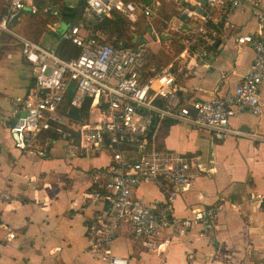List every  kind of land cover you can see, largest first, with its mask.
Returning a JSON list of instances; mask_svg holds the SVG:
<instances>
[{
	"label": "built area",
	"instance_id": "built-area-1",
	"mask_svg": "<svg viewBox=\"0 0 264 264\" xmlns=\"http://www.w3.org/2000/svg\"><path fill=\"white\" fill-rule=\"evenodd\" d=\"M85 1L87 11L98 21L116 14L132 22L140 18L149 21L157 16L162 4L161 0ZM173 1L181 13L197 22L191 31L207 37L208 44L215 43V38L208 36L210 9L230 6L254 10L257 31L237 36L236 44L251 46L255 57L235 88L183 104L177 73L170 65L160 70L151 68L152 74H146L144 46L116 47L108 41L105 29L80 18L62 32V38L81 51L79 56L66 60L56 50L42 46L12 26L24 12L57 14L55 3L40 8L37 0H8L5 11L0 10V38L7 35L18 40L34 76V84L26 93L12 100L10 114L0 115V123L8 116L15 119L10 130L17 135L16 147L39 157L46 156L58 144H63L71 156L110 152L109 163L91 176L94 189L83 193L85 201L102 203L106 209L87 227L89 251L104 264H130L128 256L117 255L112 249L123 226L130 228L133 238L145 250L157 254L194 225L201 226V235L215 228L216 206L191 207L185 217L175 213L178 187L191 183L199 170L184 153L160 146L166 121L185 123L217 139L232 134L264 142V133L230 126L231 118L238 112L260 115L263 111L260 88L264 82V5L259 0H206L203 8L195 0L204 10L201 14L195 7L186 6L190 0ZM175 19L169 23L170 29L184 30L182 22ZM49 27L57 31L56 24ZM184 52L189 53V47ZM88 99L91 109L83 116L80 108ZM72 108L79 109L78 119L69 115ZM49 131L58 137L51 139L47 136ZM147 182L162 185L164 198L160 204L149 205L134 197L136 188ZM0 226L9 229L3 222ZM15 235L12 230L7 234L8 238Z\"/></svg>",
	"mask_w": 264,
	"mask_h": 264
},
{
	"label": "crops",
	"instance_id": "crops-1",
	"mask_svg": "<svg viewBox=\"0 0 264 264\" xmlns=\"http://www.w3.org/2000/svg\"><path fill=\"white\" fill-rule=\"evenodd\" d=\"M259 1L264 5V0ZM62 2L76 7L79 0ZM7 4L8 0H0V10L5 11ZM186 6L199 5L190 0ZM181 14L179 11L171 20L176 18L184 25ZM157 16L148 21L151 26L144 34L145 48L159 39L173 40L174 35L167 33L171 20L159 32L153 23ZM209 17L219 25L215 48L187 53L177 46L185 57L176 77L183 104L235 88L255 57L251 46L236 44L237 36L257 31L254 10L219 6L209 10ZM37 20V16L24 12L12 26L42 46L56 50L69 25L56 20L40 26ZM62 23L67 25L63 30ZM54 24L57 31L49 27ZM196 24L188 18L182 31H191ZM162 34L171 37L163 38ZM216 34L213 31L212 37L216 38ZM7 38L16 47L3 46L0 51V115L10 114L12 100L34 84L21 44L7 35L0 38V43ZM20 60L25 67L19 65ZM15 64L21 68L19 78L14 76ZM260 98L264 103V82ZM14 120L8 116L0 123V223L9 228L0 226V264H104L89 251L87 227L106 209L102 203L85 201L83 193L94 189L91 176L109 163L110 152L71 156L63 144H58L46 156L24 153L16 147L10 130ZM230 126L264 133V106L260 115L238 112ZM160 146L184 153L199 170L191 183L178 187L176 215L185 217L194 206H216L215 228L201 235V226L194 225L157 254L145 250L130 228L123 226L112 243L113 252L128 256L130 264H264V142L232 134L217 139L207 131L168 120L161 130ZM134 197L149 205L160 204L164 198L162 185L142 183ZM9 230L15 232L14 238H8Z\"/></svg>",
	"mask_w": 264,
	"mask_h": 264
},
{
	"label": "trees",
	"instance_id": "trees-1",
	"mask_svg": "<svg viewBox=\"0 0 264 264\" xmlns=\"http://www.w3.org/2000/svg\"><path fill=\"white\" fill-rule=\"evenodd\" d=\"M142 3H147L148 0H136ZM161 8L158 10L157 18L155 20L154 26L157 28V31L161 32L165 27H167L168 22L171 20L172 17L177 16L179 14V10L175 6L173 0H161ZM38 6L43 8L48 3H55L58 5V13L51 14L46 13L40 10L38 13L33 14L34 16L38 17V23L40 26H45L48 23H54L56 20H62L67 25H72L80 18H83L93 24L96 28H103L106 30L108 41L118 47L122 44H125L126 47H138L139 44L133 42V34L136 33L138 35H144L148 29L149 25L148 22L145 25H142L141 18L136 21L132 22L127 17L116 14L112 18H105L101 21H98L94 16L90 15L86 9V1L79 0V3L76 7H71L62 2V0H37ZM194 7V6H191ZM226 7V6H225ZM60 12V15H59ZM208 36L212 37L213 31H216L217 37L215 38L214 44H209L207 41V37L204 38L203 36H199L194 34L192 31H179L174 36V41L181 46V48L186 47L184 43L185 40H189L191 44L189 45V53H193L194 51L202 52L201 48L205 49H212L216 47L218 41V33H219V25L213 22L211 19L208 21ZM80 48L73 44L68 39H60L58 46L56 47V53L62 57L63 59L70 60L79 56ZM145 72L147 75L152 74L151 68L155 70H160L166 64L170 63L172 57L166 54L163 51H149V47L145 48ZM175 65L173 69H175ZM178 75V73H177ZM90 99L86 101V103L80 108L81 115L86 116L88 115L91 104ZM51 139L57 138V134L49 131L47 133Z\"/></svg>",
	"mask_w": 264,
	"mask_h": 264
},
{
	"label": "rangeland",
	"instance_id": "rangeland-1",
	"mask_svg": "<svg viewBox=\"0 0 264 264\" xmlns=\"http://www.w3.org/2000/svg\"><path fill=\"white\" fill-rule=\"evenodd\" d=\"M70 1H74V0H70ZM173 4H175V3H173ZM175 6H176V4H175ZM148 22V20L146 19V18H141V23H142V25H145L146 23ZM149 23V22H148ZM67 27V25L65 24V23H62V25H61V28H62V30L63 29H65ZM167 29V28H166ZM167 33H169V34H173L174 36H175V32H173V31H171V30H168V32ZM174 36H173V38H174ZM215 38V37H214ZM152 42V41H151ZM174 42V43H173ZM184 43L186 44V47H184V49L185 48H187V47H189V45L191 44V42L189 41V40H185L184 41ZM151 44H153V45H150L149 46V51H154V52H158V51H163V52H165L166 54H168L170 57H172V60H171V62L170 63H168V64H166L164 67H166V66H168V65H170L171 66V68H172V71H175L176 73H179L180 72V70H181V66H182V60L185 58H183V53L184 52H181L180 50H179V48L177 47V46H180L179 44H177L175 41H174V39L170 42L169 40H164V39H159V41L157 42V43H151ZM0 45H2V47H0V51H1V49L3 48V46L5 47H16V44H15V42L11 39V38H7L6 40H3L1 43H0ZM176 45V46H175ZM0 55H1V53H0ZM174 64H176L175 65V69L176 70H174L173 69V66H174ZM19 65L21 66V65H23L24 67H25V64L20 60L19 61ZM164 67H162V68H164ZM20 69L21 68H19L16 64H15V67H13V70H14V76L16 77V78H19V74H20Z\"/></svg>",
	"mask_w": 264,
	"mask_h": 264
},
{
	"label": "water",
	"instance_id": "water-1",
	"mask_svg": "<svg viewBox=\"0 0 264 264\" xmlns=\"http://www.w3.org/2000/svg\"><path fill=\"white\" fill-rule=\"evenodd\" d=\"M196 1H197V2H200V3H204V4H206V0H196ZM196 9H197V11L200 12L201 14H204V10H203L201 7L196 6ZM180 20L184 22L183 27L186 28V27H187L188 17H187V15H186L185 13H182V14L180 15ZM162 37H163V38H167V39H169L171 36H170V35H166V34H162ZM133 42L138 43V44L141 45V46H145L147 40H146V38H145L144 35H137L136 33H134V34H133ZM123 45H125V44H123ZM79 113H80V112H79V109H78V108H72V109H70V111H69V115H70L71 117L76 118V119L79 118ZM14 137L17 138V135L14 134Z\"/></svg>",
	"mask_w": 264,
	"mask_h": 264
}]
</instances>
